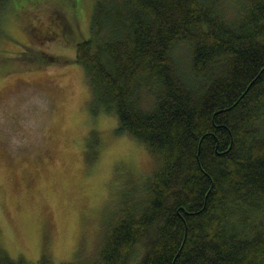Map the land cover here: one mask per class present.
I'll return each mask as SVG.
<instances>
[{
	"label": "trees",
	"instance_id": "obj_1",
	"mask_svg": "<svg viewBox=\"0 0 264 264\" xmlns=\"http://www.w3.org/2000/svg\"><path fill=\"white\" fill-rule=\"evenodd\" d=\"M20 1L0 0L2 39V12L41 0ZM51 2L58 14L32 32L72 42L66 0ZM225 3L96 0L74 41L91 111L115 114L156 163L93 264H264V0H234L232 14ZM0 264L77 263L0 249Z\"/></svg>",
	"mask_w": 264,
	"mask_h": 264
},
{
	"label": "rangeland",
	"instance_id": "obj_2",
	"mask_svg": "<svg viewBox=\"0 0 264 264\" xmlns=\"http://www.w3.org/2000/svg\"><path fill=\"white\" fill-rule=\"evenodd\" d=\"M225 1L232 14L234 0ZM66 2L72 42L32 32L58 14L51 0L1 14L10 37H0V249L15 260L93 264L108 222L127 197L144 194L156 163L144 144L115 131V114L91 111L85 69L73 57L96 0ZM43 51L56 60L40 62Z\"/></svg>",
	"mask_w": 264,
	"mask_h": 264
},
{
	"label": "flooded vegetation",
	"instance_id": "obj_3",
	"mask_svg": "<svg viewBox=\"0 0 264 264\" xmlns=\"http://www.w3.org/2000/svg\"><path fill=\"white\" fill-rule=\"evenodd\" d=\"M39 37H41V35H39Z\"/></svg>",
	"mask_w": 264,
	"mask_h": 264
}]
</instances>
